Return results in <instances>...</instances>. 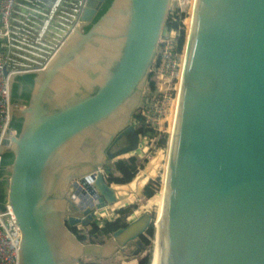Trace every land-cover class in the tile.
<instances>
[{
  "label": "water",
  "instance_id": "1",
  "mask_svg": "<svg viewBox=\"0 0 264 264\" xmlns=\"http://www.w3.org/2000/svg\"><path fill=\"white\" fill-rule=\"evenodd\" d=\"M105 1L46 0L35 29L19 30L32 34V46L12 35L9 54L22 65L14 64L18 72L8 80V128L14 116L22 124L2 140L0 155L13 154L6 203L21 233L18 264L109 260L130 246L138 257L141 238L154 227L144 210L101 246L85 245L70 231L96 225L94 211L121 200L101 170L139 148L133 116L171 2L112 0L94 21ZM13 17L28 25L33 18ZM23 48L41 56L30 61ZM26 75L33 86L19 108L11 92ZM179 97L151 264H264V0H195ZM125 105L124 121L95 143L94 132ZM93 172L91 202L70 182ZM68 242L77 251L71 261L61 246Z\"/></svg>",
  "mask_w": 264,
  "mask_h": 264
},
{
  "label": "rangeland",
  "instance_id": "2",
  "mask_svg": "<svg viewBox=\"0 0 264 264\" xmlns=\"http://www.w3.org/2000/svg\"><path fill=\"white\" fill-rule=\"evenodd\" d=\"M27 2L22 3L21 6L26 5L25 7L29 8L28 12L24 13L29 14V12L36 10L34 6L38 2V7L41 9H44L46 5V0L42 1H36V0H26ZM41 2L43 5H41ZM191 4L192 0H171L170 2V11L166 22V28L176 29L173 28V24H177V29L180 32L181 36V44L185 45V37L187 36L188 30H189V24L188 19L190 18V11H191ZM32 8H30V6ZM46 9V8H45ZM37 11V10H36ZM31 15V14H30ZM36 18V15H32ZM186 19V26L187 27V33L186 28L184 27L183 23ZM32 23L33 19H30ZM18 22H21V25L16 26L18 30L23 29L25 31L26 29L23 27L24 25H27L28 27H33L32 25H28L25 23L24 19H19ZM35 27H33V30ZM166 31V30H165ZM164 31V32H165ZM163 32V33H164ZM18 34H21L18 31ZM30 37V36H28ZM31 38V37H30ZM18 40V39H16ZM19 41V40H18ZM14 46V44H13ZM5 49L8 48V44H5ZM159 48L157 50V56L159 54ZM12 54L22 57L21 54L11 52ZM29 58V57H28ZM184 58V53H183ZM32 59V58H30ZM48 57H45V60L48 61ZM33 60V59H32ZM30 60V61H32ZM35 61V60H34ZM16 64H21L18 61H15ZM39 67H42L43 64L40 62ZM30 66V65H26ZM176 85V81L168 80L166 77L161 76L159 73H155V71L150 72L148 74V80L147 85L145 87L144 96L142 99V102L140 103L139 108L136 110L134 116H133V126L136 129L137 133H139L140 142H139V148L132 153H129L127 155L120 156L113 162V167L115 163L118 160H126L128 158H134L136 160V165L138 166V171L136 176L133 178L132 182L130 184L125 186H115L116 184H113V188L115 190H127L130 193V197L124 201H118L115 205L105 208L102 211H100L101 216L106 215L108 210H113L114 213H110L107 219L104 220L102 223L111 222L115 219L116 211L124 208L125 206L131 207L132 212L130 215L125 217V222L129 223L131 220H134V216L137 217L146 211H150L153 214L154 218V224L156 222V206L154 205L155 202H157V205L159 204V201L156 200L161 184H162V178L164 175V166H165V160L167 157V150H168V140H169V130L171 125V119L172 114L174 116L172 105H174L171 102L174 97V87ZM180 85V83H179ZM22 106H19L21 108ZM136 117H141L143 121H136ZM104 171L107 176H110L113 172V168L111 167H105ZM119 175H115V177H118ZM7 179H9V171ZM8 183V182H7ZM138 184L143 185V188H138ZM150 185L151 188L155 190V194L152 198L147 199L143 196V190L144 188ZM157 217V216H156ZM103 224V225H104ZM102 225V224H101ZM102 225V226H103ZM77 229L79 232V235L83 236L85 238V241L83 244L89 245H99L101 246L105 242L109 240V237L104 236H98L96 234H90L91 228H80ZM101 228V227H100ZM148 240H150V243L153 246L154 238H149V236H145ZM133 246H130L128 249L124 251V253L117 255L114 258H111L109 260H97L95 258H87L83 257L80 260V264H138V262L142 261L144 257L147 255V251L145 249L143 250L138 257L132 256L133 252Z\"/></svg>",
  "mask_w": 264,
  "mask_h": 264
},
{
  "label": "built area",
  "instance_id": "3",
  "mask_svg": "<svg viewBox=\"0 0 264 264\" xmlns=\"http://www.w3.org/2000/svg\"><path fill=\"white\" fill-rule=\"evenodd\" d=\"M22 1L27 2L26 0H0V145L3 139H9L17 135L16 131L8 128L10 108L8 80L10 75L14 74L15 72H18V70L14 68V64L16 63L9 54V47L13 45L10 44L11 40L15 39L12 35L17 36L19 31L18 28L12 24L13 20L16 21L17 24L19 23L18 19L16 20L13 17L14 13H17L21 16H25L24 13H22L23 11L17 12L16 7L18 6L19 8H24L26 12L30 10L25 6H21ZM41 5H43L42 2ZM32 6L33 5H31L30 8H32ZM183 25L184 27L186 26L184 23ZM23 27L25 28V25ZM165 30L166 31L162 34L159 40L158 48L160 51L158 54L157 61L151 69V72L155 71L156 74L159 73L161 76L166 77L168 80L176 81V85L174 87V97L171 101L173 103L177 93L176 86L183 68V45L181 44V36L178 30ZM5 44H8L7 49L4 48ZM37 50L44 52V50H41L39 48H37ZM35 55L36 57L41 56L39 54ZM4 68L8 70L7 75L4 74ZM1 157L2 156L0 155V168ZM101 174L104 178H106V180H109V176L106 175L104 169L101 170ZM95 176L96 173L93 172L90 175L82 177L81 179L72 180L70 182V186L76 185V187L84 191L90 198L91 202H93V191L92 189L89 190V188L93 187V181ZM85 184L87 185L86 187ZM72 192L73 189L71 190V193ZM102 210L103 209H97L93 213V216L95 218V224L99 228L102 227V225L104 224L102 222H104V220L107 219L108 216H110L109 214L114 213L113 210H108L106 215L101 216L100 211ZM79 212L81 211L79 210ZM71 213L76 212L71 211ZM136 217L137 216L135 215L133 218L135 219ZM20 241L21 233L17 226L16 218L11 210V207L7 203H5L4 210L0 211V264H18V251Z\"/></svg>",
  "mask_w": 264,
  "mask_h": 264
},
{
  "label": "trees",
  "instance_id": "4",
  "mask_svg": "<svg viewBox=\"0 0 264 264\" xmlns=\"http://www.w3.org/2000/svg\"><path fill=\"white\" fill-rule=\"evenodd\" d=\"M112 0H106V2L102 5L101 9L99 10L96 18L94 21H96L100 16H102L107 8L110 6ZM189 20V19H188ZM177 24H173V28L177 29ZM169 29V28H168ZM33 79L34 77L32 75H26L20 78H17L15 83L13 84L12 92H11V102L13 104L17 103L18 101L27 102L30 97V92L33 86ZM21 88V89H20ZM136 121L140 122L143 121L141 117H136ZM22 119L12 121L10 123L9 128L11 130L16 131L19 133V130L21 128ZM141 133V132H139ZM138 133V134H139ZM13 160V154H5L1 157V168H0V177L2 176L4 172V168L12 163ZM138 171V166L136 165V160L134 158H128L126 160H118L114 167L113 172L109 176V182L116 185H128L130 182H132L133 178L136 176ZM119 175L118 177H115V175ZM5 186L0 189V211L4 210V205L6 203V196H7V187L8 183H4ZM143 187H141L142 189ZM143 196L147 199H150L154 196L155 190L151 188L150 185H147L143 190ZM157 208V202L154 204ZM132 212L131 207H124L116 211V218L111 221L105 223L101 228L97 227L96 225L90 226V234H96L98 236H104V237H110L111 234L115 231H117L120 228H123L127 222H125V217L130 215ZM70 231L77 237V239L80 242H84L85 238L81 235H79V232L76 228H70ZM149 236V238H154L155 235V229L154 227H151L148 232L146 233V236ZM142 243L144 244V249L147 251V255L144 257V259L138 264H151L152 263V255H153V246L150 243V240H148L145 236L142 237Z\"/></svg>",
  "mask_w": 264,
  "mask_h": 264
},
{
  "label": "bare ground",
  "instance_id": "5",
  "mask_svg": "<svg viewBox=\"0 0 264 264\" xmlns=\"http://www.w3.org/2000/svg\"><path fill=\"white\" fill-rule=\"evenodd\" d=\"M191 11H190V18L188 20V24H189V30L187 33V27H186V33L187 36L185 37V45H184V50L182 49V63H183V68H182V72L179 76L178 79V83L176 86L177 89V93H176V97L174 100V105H172V110L174 113V116L172 114V118L171 119V125H170V129L169 130V142H168V150L167 152V157L165 160V166H164V175L162 178V184H161V188H160V192L159 195L157 197L156 200L159 201V204L157 205V209H156V222L155 224L153 223L156 235L154 237V242H153V254H154V250H155V246H156V240H157V234H158V229H159V224H160V219H161V214H162V209H163V204H164V198H165V190H166V182H167V177H168V172H169V165H170V160H171V154H172V147H173V141H174V135H175V131H176V127H177V119H178V109H179V101H180V97L179 95L181 94V90H182V85H183V77H184V71H185V66H186V60H187V54H188V48H189V40H190V32H191V19H192V15H193V11H194V6H195V0H192V4H191ZM184 24L186 25V19L184 20ZM183 53H184V58H183ZM180 83V85H179ZM128 105H125L119 112V115H114L112 116V118L109 120V122L99 126V129L96 130L93 134L94 137V142L98 139H104L105 137H107L114 129L115 125H119L124 121L125 118V113L124 110L126 109ZM96 143V142H95ZM14 147V146H13ZM16 149V146L13 148ZM88 168V166L86 167V169ZM84 169V170H86ZM138 188H141V184H138L137 186ZM113 190H115L113 188ZM117 195L120 197V201H124L126 199H128L130 197V193L127 190H115ZM115 205V204H114ZM108 208V207H106ZM105 209V208H104ZM103 209V210H104ZM12 210V209H11ZM102 210V212H103ZM13 212V210H12ZM14 214V213H13ZM15 216V215H14ZM157 216V217H156ZM137 227H134L133 229H136ZM132 229H130L127 233L125 234H121V236L119 237V239L121 241H123V238H126L127 235L131 232ZM62 248L66 251V253H68V260L71 261V259L73 257H75L77 255V251L76 249L73 247V244L71 242L68 243H64L63 245H61ZM153 258V255H152Z\"/></svg>",
  "mask_w": 264,
  "mask_h": 264
},
{
  "label": "crops",
  "instance_id": "6",
  "mask_svg": "<svg viewBox=\"0 0 264 264\" xmlns=\"http://www.w3.org/2000/svg\"><path fill=\"white\" fill-rule=\"evenodd\" d=\"M24 1H22V3H23ZM28 3H26V5H27ZM26 5H24V6H26ZM36 6V5H35ZM21 11H23V13H26V10L24 9V8H19ZM37 10V11H36ZM36 10H34V11H31L29 14H25V19L30 15V16H32L33 15V13L34 14H36V18L34 17V16H32L33 18V22L35 21V23H32L31 21H30V25H32L33 27L34 26H37L38 24H37V22H38V20H39V16L38 15H40L41 14V11L42 10H44V9H41V8H39V9H36ZM18 24H22V23H18ZM28 27V26H27ZM27 27H25V29L27 28ZM33 27H28L27 29H30V30H33ZM23 31V30H22ZM25 32H27L26 30H25ZM21 34H17V36H16V38L19 40V39H21L22 40V38H25V40H26V42H27V44L31 47L32 45H30L29 43L32 41V39L30 38L31 37V33H29V35H23L22 34V32H20ZM28 36H30V37H28ZM17 40V41H18ZM31 49H35L34 47L33 48H31ZM23 50H24V52H25V54H23L24 56H25V58H27V59H29V60H32L34 57H36V55L35 54H38V52H36V51H32V50H30V49H25V48H23ZM35 53V54H34ZM29 57V58H28ZM30 58H32V59H30ZM35 59V58H34ZM142 187H143V185H141Z\"/></svg>",
  "mask_w": 264,
  "mask_h": 264
},
{
  "label": "flooded vegetation",
  "instance_id": "7",
  "mask_svg": "<svg viewBox=\"0 0 264 264\" xmlns=\"http://www.w3.org/2000/svg\"><path fill=\"white\" fill-rule=\"evenodd\" d=\"M106 2V1H105ZM105 2H103V4L105 3ZM102 4V5H103ZM102 5H101V7H102ZM101 7H100V9H101ZM99 9V10H100ZM99 12V11H98ZM98 14V13H97ZM21 89V88H20ZM26 102H23V101H18L17 103H15L16 105H18V106H21V105H24ZM21 118L19 117V116H14L13 118H12V120H11V122L14 120V121H16V120H20ZM10 122V123H11ZM9 153H11L12 154V152L11 151H9V150H6L4 153H3V155H5V154H9ZM2 155V156H3ZM7 167L8 166H6L5 168H4V172H3V174H2V176L0 177V189L2 188V187H4L5 186V182L7 183L8 182V179H7V176H8V170H7ZM142 239V238H141Z\"/></svg>",
  "mask_w": 264,
  "mask_h": 264
}]
</instances>
